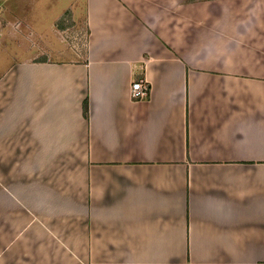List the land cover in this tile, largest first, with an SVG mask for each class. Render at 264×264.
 I'll use <instances>...</instances> for the list:
<instances>
[{
    "label": "crops",
    "instance_id": "1",
    "mask_svg": "<svg viewBox=\"0 0 264 264\" xmlns=\"http://www.w3.org/2000/svg\"><path fill=\"white\" fill-rule=\"evenodd\" d=\"M0 264H264V0H0Z\"/></svg>",
    "mask_w": 264,
    "mask_h": 264
},
{
    "label": "rangeland",
    "instance_id": "2",
    "mask_svg": "<svg viewBox=\"0 0 264 264\" xmlns=\"http://www.w3.org/2000/svg\"><path fill=\"white\" fill-rule=\"evenodd\" d=\"M61 27H64L65 29H68L69 30V31H66L63 34V36L65 37L66 42L72 44L73 43L72 42L73 41V37H74V35H76L75 34L76 27L73 26L72 24H70V22H69V20H68L67 17L64 18V23H62ZM79 27H80V31H79L80 34L78 36H79V39H80L81 43L83 44L84 39H85V35H84V32L82 31L81 25H79ZM70 31H72V32H70ZM46 41L48 43H50L52 46L51 45L48 46V45L44 44V47L46 49L45 51L47 53H50L49 55H50V58L52 60H58L60 57L55 54L56 53L55 51H58L59 52V51L63 50V45L59 43L57 37H55L52 34V32H50V31H47L46 32ZM1 42H4L10 48L11 52H13L12 55H9L8 56L9 57V62L13 58L14 59H17V60L18 59L20 60V59L29 58V56L28 57H25V56H22V55L19 54L20 52H24L25 50L24 49H22V50H16L17 46H16L15 41H9V40H6L5 39V40H2ZM26 45H28V42L27 41H26ZM81 47L83 48V46H81ZM14 51H17V52H14ZM51 53H53V54H51ZM36 54H38V53L35 51V56H36ZM61 58H63V57H61Z\"/></svg>",
    "mask_w": 264,
    "mask_h": 264
},
{
    "label": "built area",
    "instance_id": "3",
    "mask_svg": "<svg viewBox=\"0 0 264 264\" xmlns=\"http://www.w3.org/2000/svg\"><path fill=\"white\" fill-rule=\"evenodd\" d=\"M149 91V86L143 79L134 81L130 86V98L133 101L143 100Z\"/></svg>",
    "mask_w": 264,
    "mask_h": 264
},
{
    "label": "trees",
    "instance_id": "4",
    "mask_svg": "<svg viewBox=\"0 0 264 264\" xmlns=\"http://www.w3.org/2000/svg\"><path fill=\"white\" fill-rule=\"evenodd\" d=\"M82 114H83V117L86 119L87 117V101L86 100H84L82 104Z\"/></svg>",
    "mask_w": 264,
    "mask_h": 264
}]
</instances>
